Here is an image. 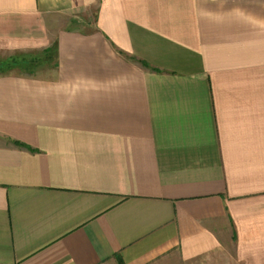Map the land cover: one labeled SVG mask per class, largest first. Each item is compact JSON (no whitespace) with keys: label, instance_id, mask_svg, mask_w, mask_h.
Wrapping results in <instances>:
<instances>
[{"label":"crops","instance_id":"0c3cea01","mask_svg":"<svg viewBox=\"0 0 264 264\" xmlns=\"http://www.w3.org/2000/svg\"><path fill=\"white\" fill-rule=\"evenodd\" d=\"M51 48L0 71V264H264V0H0V66Z\"/></svg>","mask_w":264,"mask_h":264},{"label":"trees","instance_id":"16d2710c","mask_svg":"<svg viewBox=\"0 0 264 264\" xmlns=\"http://www.w3.org/2000/svg\"><path fill=\"white\" fill-rule=\"evenodd\" d=\"M48 52H54V49H47L46 51H45V53L46 54H44V56H43V58H33V60H18L17 58H14V59H11V60H9L8 62H6V63H3L2 64V66H0V71H6V70H10V69H13L14 68V66H16V65H24V66H22V67H25L26 68V70H28V71H33L32 69H34L35 67L33 66V64H36V63H39V62H44V59H46V62H51L52 61V58H53V56L50 54V53H48ZM31 65H30V64ZM22 69H24V68H22ZM25 70V69H24Z\"/></svg>","mask_w":264,"mask_h":264}]
</instances>
